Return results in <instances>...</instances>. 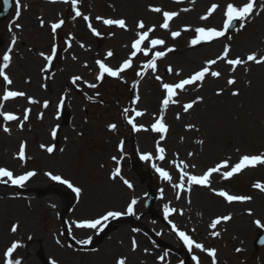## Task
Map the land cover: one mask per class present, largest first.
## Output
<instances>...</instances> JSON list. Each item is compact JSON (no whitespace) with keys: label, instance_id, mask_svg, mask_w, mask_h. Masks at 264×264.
<instances>
[{"label":"rangeland","instance_id":"rangeland-1","mask_svg":"<svg viewBox=\"0 0 264 264\" xmlns=\"http://www.w3.org/2000/svg\"><path fill=\"white\" fill-rule=\"evenodd\" d=\"M255 1L258 9L245 21L242 29L239 27L226 37L193 46L191 40L196 36V28L222 30L226 5L232 3L239 7L247 0H78L80 17H76L71 4L63 0L56 3L19 0L26 7L21 8L18 19L14 0L12 12L0 22V62L3 53L11 47V63L5 72L12 84L5 85L0 78V92L7 88L26 95L8 101L1 99L2 111L15 114L19 120L7 125L10 132L0 130V168L11 170L16 176L34 171L36 175L22 187L26 191L62 187L72 192L46 175L51 173L67 178L81 189V193L79 197L74 195L76 198L64 216L66 232L74 239L73 245L62 231L61 215L65 213L66 205L62 195L51 191L43 194L17 191L10 188L13 186L10 183H2L0 264H4V252L14 241L21 244L14 256L22 264H42L36 258L38 253L49 260L48 264L53 261L55 264H117L122 258L126 264H181L180 257L167 247H157L143 230L130 222L116 224L92 251L77 246L82 244L80 241L94 240L100 226L97 229L78 228L75 223L93 217L98 219L108 211L126 213L127 199H137L134 192H139L135 188L139 185L141 193L144 192L145 184L139 181L126 160L131 150L126 121L135 116V111L144 114L135 117L134 123L146 130L134 131L133 142L141 155L152 154L146 164L153 173L152 185L158 194L156 208L168 205L173 209L177 229L206 249H215L217 264H264V247L255 249L253 246L257 232L263 229L254 221L264 224V191L254 187L257 183L264 185V165L243 169L227 180L220 173H213L208 187L192 185L189 191L186 179L184 188L178 186L183 163L188 165L184 169L187 173L202 175L225 160L229 161L227 170H230L236 164L237 158L234 157L238 154L264 153V123H261L264 120V90L258 89L264 80V64L248 62L232 71L226 61L218 60L210 66V71H219L221 76L207 75L202 82L186 85L183 91L177 89V95L173 97L177 102L163 110L167 131L157 133L151 130V125L161 117L162 100L166 95L163 83L176 84L191 77L207 66V61L221 56L226 45L230 47L228 58H244L252 53L258 58L264 56V0ZM213 4L219 7L208 19H201ZM151 7H159L162 11L153 12ZM164 11L178 13L169 21L168 29L160 27ZM84 15L89 17L88 21L83 19ZM97 17L124 19L127 30L105 25ZM58 18L65 22L59 39L58 30L53 34L50 29L52 35L47 31ZM141 21L146 26L144 30L137 27ZM89 23L100 33L99 36L93 35ZM153 26L154 31L149 33V39L141 47H149L150 39L157 38L163 39L165 45L151 48L147 56L143 52L137 53L132 57V67L119 77L105 73L101 80H97L100 73L98 60L114 70L119 68L129 59L137 33ZM174 31L180 32L175 39L171 36ZM13 36L17 38L15 45H12ZM53 46L60 48L57 51L59 56L53 54ZM169 48L173 50L167 51ZM109 51L113 53L111 57L107 56ZM156 51H165L166 55L156 60L157 70L153 72L144 65ZM48 55L54 56L50 63L44 58ZM137 72L142 75L138 76ZM157 75L161 80L156 79ZM236 75L242 76L236 85L240 96L226 101L229 96L227 80ZM74 77L80 79L73 83ZM90 84L96 87H89ZM77 87L81 90L79 94L75 92ZM137 96L139 100L134 104ZM29 97L36 103H29ZM198 97L202 99L197 100ZM192 101L197 102L185 112L183 106ZM63 103L69 115L67 123L59 110ZM129 103L134 109L125 114ZM28 107L33 111L29 113V119L23 121ZM235 109L238 113L234 112ZM110 124L117 126L114 131L109 130ZM53 129L56 130V140ZM213 137L220 138L214 140ZM201 140L203 143H198ZM21 143L25 144L27 151L24 161L18 158ZM47 145L53 147L52 153L46 150ZM157 147L165 150L163 160L158 159L161 154ZM113 157L118 159L117 163ZM153 165L166 170L171 181L161 179ZM117 166L122 169L121 175L133 185L132 189L119 178H110ZM220 190L251 199L229 203L215 194ZM143 194L137 199L132 214L135 219L146 211ZM223 216L231 218L212 229L211 222ZM139 222L158 234L163 231L165 241L178 245L157 219L146 214ZM13 224L18 225L16 233L11 232ZM213 231L219 234L213 236ZM190 254L191 264H196L192 255L199 258L200 264H212V257L207 252L193 248ZM162 256L164 259L160 260Z\"/></svg>","mask_w":264,"mask_h":264},{"label":"snow or ice","instance_id":"snow-or-ice-1","mask_svg":"<svg viewBox=\"0 0 264 264\" xmlns=\"http://www.w3.org/2000/svg\"><path fill=\"white\" fill-rule=\"evenodd\" d=\"M49 2L56 3L57 0H49ZM63 2L71 4L72 9L75 11L76 17L82 16V13L79 10H77L78 0H63ZM193 2H194V0H193ZM4 5H5V11H7V8L9 7V0H4ZM22 7H26V6H22L20 4L19 0H16V18L17 19L20 16V11H21ZM218 7L219 6L216 4L211 5V7L208 9V12L204 16H202L201 19H205V20L208 19V17L211 16L213 14V12ZM254 7H255V0H247V3H245L239 7L235 6L232 3L227 4L226 8L224 10L225 19L223 22L222 30H217L214 28L205 29L203 27L196 28L195 29L196 36L191 40V45L194 46V45H197V44L202 43V42H210L213 39H218L220 37H224L226 35V32L230 28L233 27V24L236 21L240 22L239 27L242 29L245 26V21L251 15H253ZM150 10L153 12H156V13H160L162 11L159 7H151ZM183 11H188V9H183ZM177 15H178V13H176V12L164 11L163 12V23L160 25V27L164 28V29H168L169 28V21H171ZM83 19L85 21H88L89 17L87 15H84ZM97 19L102 20L105 25H108V26L115 25L121 29L127 30V25H126V22L124 19H103L102 17H97ZM64 23L65 22L63 19H60L58 22L52 23L51 24L52 33L55 34L57 32V30L60 29ZM41 25L42 26L44 25L43 20H41ZM16 27L19 28L20 25L17 24ZM88 27L92 31L93 35H96V36L100 35V33L98 31H96L95 28H93L91 23L88 24ZM137 27H138V29H141V30H144L146 28L145 24L142 21L138 23ZM154 27L155 26L149 27V28H147V30L140 31L137 33L138 38L135 39L131 45L133 51L131 52L129 59L125 60L120 65L119 68L114 70L111 67H107L104 62L98 60L97 64L99 66L100 73L97 76V80H101L104 77L105 73L111 77H119L122 72H124L126 69L132 67V57H135L137 55V53L143 52V54L145 56H147L149 51L151 50V48H154L156 46L165 45V41L163 39L157 38V39H150L149 47H147V48L141 47V45L146 40L149 39V33L154 31ZM9 31H11V27L9 28ZM179 35H180L179 31L171 32V36L174 39L176 37H178ZM15 43H16V37L13 36L12 37V45H15ZM81 47H83V45H81ZM172 50L173 49H171V48L167 49V51H172ZM11 52H12V48L9 47V49L5 53H3L2 62H0V78H2L5 85H11L12 84V80L9 78V76L5 72V70L10 66V63H11V55H10ZM52 52H53V54H55V52H56L55 46H53ZM229 53H230V47L228 45H226L224 50H223V54L221 56L217 57L214 60L207 61L206 62L207 66L203 67L200 71L195 72L191 77H189L187 79H183L179 83H176V84H167V83L162 84V87L165 90L166 95L164 96V98L162 100L161 117L159 119H156L155 123H153L151 125V130L153 132L164 133L167 131L166 125L163 122V110L166 109L170 104L177 102L173 99V97L177 95V92H176L177 89L183 91L186 85H192L198 81L202 82L207 75H210V76L216 77V78L221 76V73L219 71H210V66L215 65L218 60L226 61V63L228 65L232 66V71H235L236 67L238 65L247 64L248 62H253L257 65L264 64V56H260L258 58L255 53L247 55L246 59L240 58V57L228 58ZM41 55L43 56L44 54L41 53ZM112 55H113V53L111 51H109L107 53L108 57H111ZM165 55H166L165 51H156L153 54L152 58L149 59L147 61V63L144 65V68L151 69L153 72H156V70H157L156 60L158 58L164 57ZM44 58L46 61H48L50 63L53 59V56L48 55V56H45ZM168 71L169 72L172 71L171 67H169ZM177 74H179V73H177ZM137 75L138 76L142 75V72H137ZM79 79H80V77H74L73 83H75ZM156 79L161 80V77L159 75H157ZM235 82H236L235 79L230 78L227 80L228 85H233V84H235ZM133 86L135 87V85H133ZM89 87L95 88L96 85L90 84ZM217 94L219 95L220 92H218ZM238 94L239 93L236 91H234L232 93V95H234V96L238 95ZM25 95L26 94L24 92L11 91V90H8L7 88H5L3 96L0 97V99H2L3 101H8L9 99H15L17 97H24ZM200 99H202V98H199V97L197 98V100H200ZM28 100H29V103H36V101L30 97L28 98ZM138 100H139V97L137 96L136 99L133 100V103L135 104ZM196 102L197 101H192L190 103L185 104L183 106L184 111L187 112L189 109H191L193 107V105ZM44 106L45 107L48 106L47 102H45ZM2 108H3V104L0 103V109H2ZM29 111H30L29 109L25 110L24 115H23V121H27L29 119ZM128 112H129V109L124 110L125 114H127ZM143 114L144 113L141 111H135V116L127 119V123L132 125V128L134 131L146 130V129H143L142 125L138 126L137 124L134 123L135 117H140ZM0 117L3 118L4 122L19 120V117H17L15 114L10 113V112H4V111H0ZM23 121L20 122L21 127H23ZM108 127H109V130L114 131L117 126L115 124H110ZM188 127L191 128L193 126L189 125ZM3 131L8 133V132H10V129L7 126H4ZM52 135L53 136L56 135L55 129H53ZM161 139H163V136L161 137ZM201 143H202V141H201ZM122 145H123V142H121V149H122ZM41 147L43 148L45 146L41 145ZM46 150L49 153H52L53 147L49 146V147H47ZM164 151L165 150L163 148L157 147V152L161 154L158 156V159H161V160L164 159V155H163ZM18 158L21 161H24L26 159L25 144L24 143H21V145H20L19 152H18ZM113 159L115 160L116 157H113ZM141 159L146 160V161L151 160L152 154H144L141 156ZM257 165H264V153L259 154V155H252V156L244 155L240 158L238 163H236L230 167V170H227V169H229V161H227V160L222 161L221 163H218L215 167L209 168L202 175H194V174L187 173L184 169H186L188 167V165L186 163H183V167L180 169V181H181V183L178 186L180 188H184L185 179H186V184L188 186L189 191L191 190L192 185H199V186H203V187H208V186H210V177L212 176L213 173H220L221 177L223 179L227 180V179L233 177L234 174H238L239 172H241L246 167H249V166L255 167ZM153 167L155 168L156 172L159 174L161 179H163L165 181H171L172 178L166 170L159 168V167H156L155 165H153ZM221 169H225V170L221 172ZM34 175H36V173L34 171H28L22 175L16 176L13 174V172L11 170H8L6 168H0V183H3V184L10 183L13 186L23 187L25 182H27ZM46 175H48L52 181L66 185L67 188L71 189V191L73 193H75L77 195V197H79V195L81 193V189L77 186H74V184L72 182H70L67 179L62 178L59 175H53L51 173H46ZM110 178L113 180L119 178L120 180L123 181V183L129 189L133 188V185L121 175V169L119 166L116 167L115 170L111 173ZM176 186L177 185H174V187H176ZM254 187L260 189L261 191H264V186H262L259 183L255 184ZM215 194L219 197L224 198L229 203L234 202V201H241V202L242 201H248L251 199V197H247V196L230 195L223 190L218 191ZM177 198L178 199L180 198L179 193L177 194ZM136 203H137V200L132 199L131 202L127 205L126 213H122L120 211H108V212H106V214H104L102 217H100L98 219L85 220V221L78 222V223H76V227L87 228V229H97L98 226H100L99 230L102 231L103 226H104V222H107L110 219L119 218L124 214L132 215L134 213V205H136ZM172 211H174V210L170 209L168 207V205H165L164 206L165 218H167L168 215ZM181 214H182V212H181ZM249 214H251L250 210H249ZM230 218H231L230 216L218 217L211 222L210 227L212 229H217V226L222 221H228ZM254 223L257 225L258 228H264V224H262L259 220L254 221ZM17 230H18V225L13 224L11 227V232L16 233ZM172 231L176 232L177 236L183 241L184 245L189 249V251H192L193 248H195V249H199L200 251L207 252V255L209 257H212V264H217V261L215 258V252H216L215 249H206L202 244L195 242L184 231H179L175 224L172 225ZM218 234L219 233L216 231L212 232L213 236H217ZM89 242H90V240L80 241V243H82V244H88ZM261 242L264 243V240H262ZM20 247H21V244L18 241L12 242L11 245L9 247H7L6 251L4 252V264H22V261L20 259H16L14 256V253ZM132 247H133V250H135V248H136L135 240H133V242H132ZM236 251L239 252V251H241V249H236ZM159 259L163 260L164 257L162 256ZM192 260L195 261L196 264H200L199 258L196 255H192ZM52 264H55V261H53ZM117 264H126V261H125V259L122 258V259H119L117 261Z\"/></svg>","mask_w":264,"mask_h":264},{"label":"bare ground","instance_id":"bare-ground-1","mask_svg":"<svg viewBox=\"0 0 264 264\" xmlns=\"http://www.w3.org/2000/svg\"><path fill=\"white\" fill-rule=\"evenodd\" d=\"M258 89H260V90H264V80H262V81L260 82V84L258 85ZM234 112H237V113H238V111H236V109L234 110Z\"/></svg>","mask_w":264,"mask_h":264}]
</instances>
